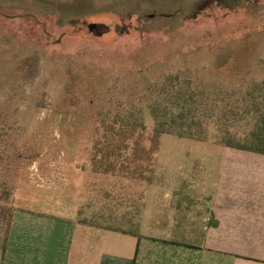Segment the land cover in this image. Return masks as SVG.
Masks as SVG:
<instances>
[{
    "label": "rangeland",
    "instance_id": "1",
    "mask_svg": "<svg viewBox=\"0 0 264 264\" xmlns=\"http://www.w3.org/2000/svg\"><path fill=\"white\" fill-rule=\"evenodd\" d=\"M170 75L264 81V0H0V206L77 218L82 205L81 220L108 224L141 210L152 181L163 219L175 213L170 192L195 190L196 178L206 187L213 164L248 157L165 136L151 181L93 172L103 122Z\"/></svg>",
    "mask_w": 264,
    "mask_h": 264
},
{
    "label": "crops",
    "instance_id": "2",
    "mask_svg": "<svg viewBox=\"0 0 264 264\" xmlns=\"http://www.w3.org/2000/svg\"><path fill=\"white\" fill-rule=\"evenodd\" d=\"M233 151L248 157L213 164L206 187L196 178L195 190L170 192L175 213L163 219L150 178L142 209L108 224L81 220L82 205L77 218L1 205L0 264H264V156Z\"/></svg>",
    "mask_w": 264,
    "mask_h": 264
},
{
    "label": "trees",
    "instance_id": "3",
    "mask_svg": "<svg viewBox=\"0 0 264 264\" xmlns=\"http://www.w3.org/2000/svg\"><path fill=\"white\" fill-rule=\"evenodd\" d=\"M103 127L104 138L94 144L92 157L96 174L148 180V167L155 164L165 136L212 140L226 149L264 156V81L245 89L225 88L170 75L161 84H149L128 115H116Z\"/></svg>",
    "mask_w": 264,
    "mask_h": 264
},
{
    "label": "water",
    "instance_id": "4",
    "mask_svg": "<svg viewBox=\"0 0 264 264\" xmlns=\"http://www.w3.org/2000/svg\"><path fill=\"white\" fill-rule=\"evenodd\" d=\"M96 26H97V25L92 24V25H90L89 29H90V30H93V28L96 27Z\"/></svg>",
    "mask_w": 264,
    "mask_h": 264
}]
</instances>
